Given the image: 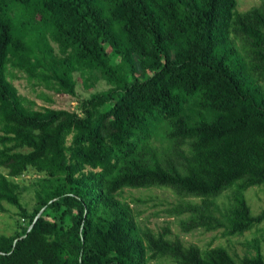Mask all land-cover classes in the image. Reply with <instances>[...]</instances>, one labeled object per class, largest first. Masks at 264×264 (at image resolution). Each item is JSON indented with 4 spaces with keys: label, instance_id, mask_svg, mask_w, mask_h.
Returning a JSON list of instances; mask_svg holds the SVG:
<instances>
[{
    "label": "trees",
    "instance_id": "16d2710c",
    "mask_svg": "<svg viewBox=\"0 0 264 264\" xmlns=\"http://www.w3.org/2000/svg\"><path fill=\"white\" fill-rule=\"evenodd\" d=\"M8 67L57 93L75 95V72L109 87L77 110L35 108ZM0 168V212L16 209L0 264H264L256 239L242 257L185 245L118 197L191 198L164 210L183 232L264 223L245 197L264 184V0H0Z\"/></svg>",
    "mask_w": 264,
    "mask_h": 264
},
{
    "label": "rangeland",
    "instance_id": "374dc122",
    "mask_svg": "<svg viewBox=\"0 0 264 264\" xmlns=\"http://www.w3.org/2000/svg\"><path fill=\"white\" fill-rule=\"evenodd\" d=\"M262 0H237V10L245 11L252 6L258 5ZM9 76L15 86L18 94L23 100L33 101L35 108L51 107L56 109L77 110L80 100L88 98L91 93L105 90L109 84L95 75L85 74L83 79L79 72H75L77 79L76 93L70 95L66 93H57L52 88H48L42 81L28 79L27 75L21 70L8 67ZM1 172H5L0 168ZM32 177L33 174L26 173L18 181ZM31 193H25L23 201H28L29 207ZM232 190H226L215 198L219 209L232 202ZM121 200L126 201L133 208L136 220L142 227H148L153 232H159L164 226L171 230V237L178 236L185 245L195 244L201 249L217 245L224 246L233 256L242 257L245 254L254 253V249L248 244L253 243L256 239L264 246V223L245 231L243 234L223 235V229L207 231L204 228L193 229L189 232H183L180 228L179 221L183 216H170L164 210L173 203L179 201L191 200V198L180 199L166 188H125L118 196ZM247 203L253 214L264 209V184L249 187L245 191ZM199 201L198 198H193ZM7 211L0 212V234H7L13 231L15 227L16 209L13 206L5 204ZM152 264H175L169 259L161 258L158 262Z\"/></svg>",
    "mask_w": 264,
    "mask_h": 264
}]
</instances>
